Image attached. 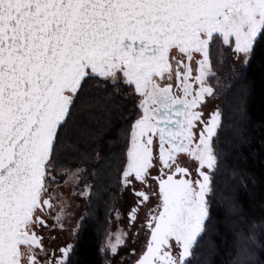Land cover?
Listing matches in <instances>:
<instances>
[{
    "label": "snow or ice",
    "instance_id": "obj_1",
    "mask_svg": "<svg viewBox=\"0 0 264 264\" xmlns=\"http://www.w3.org/2000/svg\"><path fill=\"white\" fill-rule=\"evenodd\" d=\"M262 40L264 0H0V264H73L65 237L88 219L73 205L91 208L100 166L59 151L81 107L101 130L121 121L115 188L132 202L108 211L104 264H199L225 160L219 68Z\"/></svg>",
    "mask_w": 264,
    "mask_h": 264
},
{
    "label": "trees",
    "instance_id": "obj_2",
    "mask_svg": "<svg viewBox=\"0 0 264 264\" xmlns=\"http://www.w3.org/2000/svg\"><path fill=\"white\" fill-rule=\"evenodd\" d=\"M109 106L116 113L130 105L117 96ZM89 110H78L59 148L70 163L86 157L88 166L97 161L100 164L94 203L76 238L73 264H103L100 246L107 229L105 221L118 202L113 155L118 144L113 138L121 121L114 116L113 127L101 130L87 116ZM222 112L219 135L225 149L224 166L211 197L209 231L195 260L199 264H236L239 251L246 264H264V40L257 43L249 63L227 93ZM237 232L241 233L239 249L234 243Z\"/></svg>",
    "mask_w": 264,
    "mask_h": 264
},
{
    "label": "rangeland",
    "instance_id": "obj_3",
    "mask_svg": "<svg viewBox=\"0 0 264 264\" xmlns=\"http://www.w3.org/2000/svg\"><path fill=\"white\" fill-rule=\"evenodd\" d=\"M246 66L247 65H241V64L233 65L231 62H226L223 65V67L219 68V71L221 72V75H222V90L220 94L218 95V97L209 104V109H215L217 106H219L222 110L227 93L229 92L230 88L235 83V81L241 76V73L244 71ZM131 202H132V198L130 196H125L124 198L118 199L117 204L122 209V211L126 212L128 209V205ZM77 203H79L80 205L79 208H76L75 204L73 205V211L76 213V216L74 217V219H78L80 214L87 215V213H85L84 202L78 201ZM140 218L142 221L143 220V210L140 213ZM123 223L126 224L127 221L125 220ZM139 228H140V225L137 224L136 227L133 228L131 231L133 233H136ZM65 238L68 239L70 242L74 243L75 245V241L77 237L66 236ZM144 240H145V236L141 232L138 240L133 241L130 239L128 241V244L130 246H135L137 249H139L143 245ZM121 255H124V253L122 252ZM101 257H102L103 264H104V257L102 256V254H101ZM116 259L119 260V257H117Z\"/></svg>",
    "mask_w": 264,
    "mask_h": 264
}]
</instances>
